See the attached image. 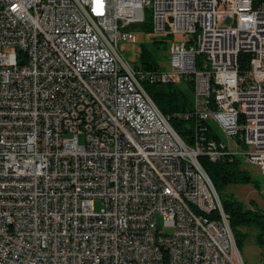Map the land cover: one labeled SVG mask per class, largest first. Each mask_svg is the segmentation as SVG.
<instances>
[{
	"label": "built area",
	"instance_id": "2783aa9c",
	"mask_svg": "<svg viewBox=\"0 0 264 264\" xmlns=\"http://www.w3.org/2000/svg\"><path fill=\"white\" fill-rule=\"evenodd\" d=\"M144 7L177 38L157 74L117 49ZM144 79L191 80L219 139L183 143ZM224 155L264 178V0H0V264H243L198 163Z\"/></svg>",
	"mask_w": 264,
	"mask_h": 264
},
{
	"label": "trees",
	"instance_id": "16d2710c",
	"mask_svg": "<svg viewBox=\"0 0 264 264\" xmlns=\"http://www.w3.org/2000/svg\"><path fill=\"white\" fill-rule=\"evenodd\" d=\"M139 28L151 32L149 16L146 20L143 18ZM156 43L158 42L153 38L152 44ZM137 60L139 70L133 68L136 72L157 74L161 71L151 53L143 47L139 50ZM247 61V54L239 56L238 69L240 74L247 69ZM140 86L183 143L192 144L195 134L200 135L201 133L208 139H219L211 124L207 122L201 124L193 117L184 118L191 113L193 108V84L191 80H171L162 83L144 79L140 81ZM198 163L219 198L236 250L239 252L242 241L246 237L241 229L253 228L255 230L254 244L260 249V260L264 259V212L258 209H245L239 201L222 199L220 196L228 186L255 185L247 171L242 168L240 159L224 155L219 160L210 162L204 157H198Z\"/></svg>",
	"mask_w": 264,
	"mask_h": 264
},
{
	"label": "rangeland",
	"instance_id": "374dc122",
	"mask_svg": "<svg viewBox=\"0 0 264 264\" xmlns=\"http://www.w3.org/2000/svg\"><path fill=\"white\" fill-rule=\"evenodd\" d=\"M150 10L147 7L143 8V18L149 16ZM227 26V25H226ZM135 34V43L134 44H118V52L123 56L125 61L134 68H138L137 54L141 47L147 49L159 70L168 69V47L171 42L177 41L176 37L165 36L161 34H153L144 29L135 27L132 29ZM153 38L158 42L152 44ZM136 67V68H135ZM247 171L250 178L255 182L253 184L245 186H228L222 193V199H233L239 201L243 208L245 209H258L264 212V178L259 175L257 169L253 167L243 168ZM102 208V204L98 201L93 202V211L98 213ZM157 224L159 230L168 232L169 230L160 228V220L157 218ZM241 232L246 235L242 241V245L239 249V256L243 264H260V249L254 244V234L255 230L253 228H242Z\"/></svg>",
	"mask_w": 264,
	"mask_h": 264
}]
</instances>
